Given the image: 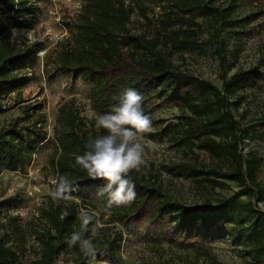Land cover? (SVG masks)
<instances>
[{"label":"trees","instance_id":"1","mask_svg":"<svg viewBox=\"0 0 264 264\" xmlns=\"http://www.w3.org/2000/svg\"><path fill=\"white\" fill-rule=\"evenodd\" d=\"M146 1L162 10L151 28L155 21L146 15L148 7L143 0H87L76 17L74 33L54 57L48 55L45 64L49 61L54 67L74 75L79 73L82 80L91 81L90 100L95 114L109 112L129 88L140 94H155L158 99L175 104L182 112L176 122H160L166 139L180 148L184 156L202 150L216 162L209 168L200 167L196 159L178 162L172 166L175 172L204 187L213 188L228 180L238 189L230 197H205L194 205H186L164 190L158 171L149 160L147 170L129 174L136 186L135 201L128 206H113L110 215L104 218L106 198L97 193L107 182L91 179L75 163V156L87 150L89 137L104 132L94 127L93 117L81 114L76 99L71 97L58 107L49 163L54 179L67 174L76 190L67 200L56 202L49 197L39 209L38 218L44 226L33 229L38 254L24 264H92L98 257L117 256L120 231L107 233L105 228L101 229L100 236L93 238L95 259L85 257L78 246L69 248L64 242L72 231L79 230V202L100 212L104 224L145 222L158 235H174L176 243L188 245L197 252L207 239L226 235L240 244L252 260L264 262V210L250 200L256 197L260 201L264 197L258 182L260 161L253 153L244 154L240 147L250 136V130L264 132V117L250 125H241L233 114L231 100L235 91L264 80V71L260 69L264 55L254 67L239 69L229 76L221 74V87L180 71L164 46H174L182 52L202 51L206 40L200 38L206 32L222 46L221 32L226 28L244 27L245 22L232 18L216 0ZM34 9L35 0H0V113L12 108L20 111V115L0 124V173L23 170L47 138L42 104L3 102L7 95L35 77L32 68L41 47L37 42H10L7 38L11 32L24 31L33 25ZM135 9L148 24L139 32L129 27ZM254 16L249 14L247 19ZM219 58L224 67L225 57ZM143 109L147 115L144 103ZM90 194L98 197L97 202L85 198ZM240 196L248 200H239ZM2 206L0 201V211ZM8 240L6 233L0 236V264H16L17 252L7 245ZM68 252L73 253L71 259L58 263L57 257ZM202 254L206 264H226L208 251L203 250Z\"/></svg>","mask_w":264,"mask_h":264},{"label":"rangeland","instance_id":"2","mask_svg":"<svg viewBox=\"0 0 264 264\" xmlns=\"http://www.w3.org/2000/svg\"><path fill=\"white\" fill-rule=\"evenodd\" d=\"M86 1L35 0L33 25L27 30L13 31L7 35L10 42H37L41 49L32 68L34 79L18 91L7 95L3 102L10 105L18 101H23L21 105L42 104L41 112L45 116L44 129L47 133L46 140L36 149L23 170H4L0 173V201L3 202L0 211V236L3 233L8 235L7 245L17 252L18 258L14 261L16 264H24L38 254L33 229H42L44 226L43 221L38 218V211L51 197L49 192L55 178L49 155L54 143L53 125L59 105L74 97L81 114L87 117L95 116L90 100L93 83L82 80L79 73L74 75L54 67L49 61V64H45L48 55H51L50 58L54 57L74 33L76 17ZM143 3L148 7L146 15L155 21L151 28L156 25V18L162 10L151 5L152 2L143 0ZM216 4L229 12L232 18L243 19L244 27L224 29L220 34L222 46H219L220 41L210 36V32H206L200 38L206 40L202 51L182 52L170 45L164 48L178 70L208 79L221 87V74L229 76L239 69L254 67L264 55V0H216ZM252 13L255 16L248 20L247 16L253 15ZM129 27L136 32L148 27L147 21L136 9L131 15ZM220 56L225 57L224 67L221 66ZM260 66L261 71H264V65ZM141 95L153 129L152 132L144 134L142 142L148 159L158 171L164 190L173 199L186 205H194L205 197L216 199L233 195L238 187L232 181L226 180L213 188L204 187L195 180L175 172L172 166L178 162L196 159L202 168L215 166L216 162L202 150H194L193 154L184 156L182 150L172 145L161 130V123L176 122L177 117L182 114L180 109L169 101L158 99L155 94L142 92ZM231 100L233 114L241 125H250L264 117V80L255 86L235 91ZM18 115L20 111L16 108L0 113V124ZM154 122L157 124L154 125ZM249 135L240 147L244 154L250 152L259 158L258 182L264 194V132L250 130ZM85 198L92 202L98 200L95 194ZM238 199L248 200L245 196ZM250 200L264 210V197L260 201H257L256 197ZM80 208L101 215L91 206L81 202L78 210ZM103 216L105 218L106 215ZM105 225L104 231L107 233H121L117 256L98 257L92 264H206L203 250L226 264H264L252 260L240 244H236L226 235L207 239L204 247L197 252L191 250L188 245L176 243L174 235H158L155 229L145 222H112ZM72 254H60L57 262L70 260Z\"/></svg>","mask_w":264,"mask_h":264},{"label":"clouds","instance_id":"3","mask_svg":"<svg viewBox=\"0 0 264 264\" xmlns=\"http://www.w3.org/2000/svg\"><path fill=\"white\" fill-rule=\"evenodd\" d=\"M93 119L94 127L104 134L90 136L85 145L87 150L75 156V163L91 179L107 182L97 193L106 198L103 211L107 218L113 206H128L136 199V186L129 174L149 168L142 140L144 134L152 132V120L144 112L143 96L132 88L120 95L109 112L97 113ZM52 185L49 195L53 200L70 199L76 190L67 174L58 176ZM78 220L79 230L72 231L64 242L69 248L78 246L85 257L95 259L93 238H98L106 225L98 213L84 208L79 209ZM89 232L91 235L86 236Z\"/></svg>","mask_w":264,"mask_h":264}]
</instances>
